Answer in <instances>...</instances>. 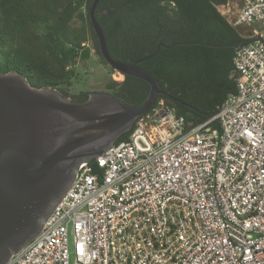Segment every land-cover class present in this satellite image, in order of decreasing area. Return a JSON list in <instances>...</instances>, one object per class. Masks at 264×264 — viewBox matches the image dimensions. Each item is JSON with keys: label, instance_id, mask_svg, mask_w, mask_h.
<instances>
[{"label": "built area", "instance_id": "obj_1", "mask_svg": "<svg viewBox=\"0 0 264 264\" xmlns=\"http://www.w3.org/2000/svg\"><path fill=\"white\" fill-rule=\"evenodd\" d=\"M230 1L236 94L191 130L154 104L8 264H264V0Z\"/></svg>", "mask_w": 264, "mask_h": 264}, {"label": "trees", "instance_id": "obj_2", "mask_svg": "<svg viewBox=\"0 0 264 264\" xmlns=\"http://www.w3.org/2000/svg\"><path fill=\"white\" fill-rule=\"evenodd\" d=\"M230 0H101L96 16L110 53L125 63L153 54L141 67L172 98L160 96L185 118L191 130L215 117L237 92L234 57L246 43L243 30L221 15ZM93 0H0V73L23 75L31 86L50 88L65 98L84 102L90 94L72 95L81 76L77 65L102 58L90 21ZM106 93L132 106L145 101L150 86L125 76L110 79ZM218 128V124H213ZM131 132L117 143L129 139Z\"/></svg>", "mask_w": 264, "mask_h": 264}, {"label": "water", "instance_id": "obj_3", "mask_svg": "<svg viewBox=\"0 0 264 264\" xmlns=\"http://www.w3.org/2000/svg\"><path fill=\"white\" fill-rule=\"evenodd\" d=\"M100 2L93 0L89 14L102 58L124 77L146 82L150 92L137 106L106 92L77 102L56 90L35 88L23 75L0 73V264H8L41 234L83 163L131 132L158 97L172 98L141 64L173 46L161 43L133 63L115 58L97 20Z\"/></svg>", "mask_w": 264, "mask_h": 264}, {"label": "rangeland", "instance_id": "obj_4", "mask_svg": "<svg viewBox=\"0 0 264 264\" xmlns=\"http://www.w3.org/2000/svg\"><path fill=\"white\" fill-rule=\"evenodd\" d=\"M235 2L230 1L227 5L219 6L218 9L229 17H233L238 12V7H235ZM246 33V28L243 29V34ZM98 57L94 56L86 62L79 63L76 67V71L81 76V81H75V85L71 88L70 93L72 95L78 94L80 92L86 91L89 93L104 92L106 83L112 79L117 80V82H122L124 80L123 75L118 72L110 73L111 71L106 66L98 62Z\"/></svg>", "mask_w": 264, "mask_h": 264}]
</instances>
